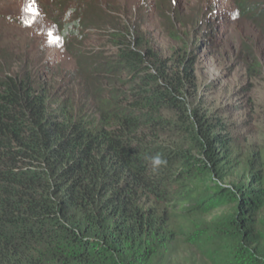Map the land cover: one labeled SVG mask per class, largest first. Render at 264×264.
<instances>
[{"label": "trees", "instance_id": "trees-1", "mask_svg": "<svg viewBox=\"0 0 264 264\" xmlns=\"http://www.w3.org/2000/svg\"><path fill=\"white\" fill-rule=\"evenodd\" d=\"M35 3L75 66L0 45V264H264V147L188 101L190 50L118 0Z\"/></svg>", "mask_w": 264, "mask_h": 264}, {"label": "rangeland", "instance_id": "rangeland-1", "mask_svg": "<svg viewBox=\"0 0 264 264\" xmlns=\"http://www.w3.org/2000/svg\"><path fill=\"white\" fill-rule=\"evenodd\" d=\"M118 1L141 21L163 57L182 46L190 50L197 83L195 97L188 99L192 106L224 118L244 156L264 147V0ZM54 38L35 0H0V45L25 55L26 44L34 41L39 48L30 49L33 54L62 70L73 68V57L54 46ZM260 220L264 227V211Z\"/></svg>", "mask_w": 264, "mask_h": 264}, {"label": "clouds", "instance_id": "clouds-1", "mask_svg": "<svg viewBox=\"0 0 264 264\" xmlns=\"http://www.w3.org/2000/svg\"><path fill=\"white\" fill-rule=\"evenodd\" d=\"M154 164L159 165L161 163V159L159 157L153 158Z\"/></svg>", "mask_w": 264, "mask_h": 264}]
</instances>
